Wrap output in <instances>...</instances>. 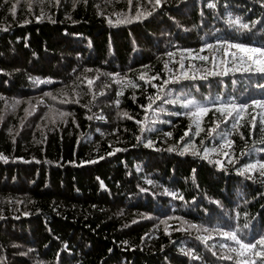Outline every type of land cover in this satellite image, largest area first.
<instances>
[{"label": "trees", "instance_id": "16d2710c", "mask_svg": "<svg viewBox=\"0 0 264 264\" xmlns=\"http://www.w3.org/2000/svg\"><path fill=\"white\" fill-rule=\"evenodd\" d=\"M218 41L264 46V0H0V264H236L219 232L264 236L260 109L196 135L182 106L264 99L209 74L238 66Z\"/></svg>", "mask_w": 264, "mask_h": 264}, {"label": "snow or ice", "instance_id": "6c2138e0", "mask_svg": "<svg viewBox=\"0 0 264 264\" xmlns=\"http://www.w3.org/2000/svg\"><path fill=\"white\" fill-rule=\"evenodd\" d=\"M129 3H131V0H129ZM155 3L159 5L161 3V0H155ZM209 7H215L214 4H210ZM143 14H138L135 19L139 20L141 19ZM130 20H118L117 23H130ZM228 24L230 27L237 28L239 30H250V24L242 22L241 17H235L232 18L229 16L228 18ZM258 22L253 21L251 24V27L254 28ZM218 43L221 46L227 45L230 48L237 49L238 52L231 53L233 61H238V66L234 68H224L221 72H211L210 75H228L229 72H244V73H256V74H264V46H253L248 44H229L228 41H218ZM209 48L212 47V45H207ZM225 54L227 55V48H225ZM169 56L174 55L173 53H169ZM200 59H207V57H199ZM221 63H224V61H221ZM165 67L167 68V64H165ZM181 67L183 65L181 64ZM156 77H152L151 79H155ZM202 79H206V77H201ZM140 79H145V76L142 74L140 76ZM180 79H196L195 76H188L187 73L182 74L179 77L173 78L172 81H164V84H168L170 82H176ZM89 85L93 83V81H88ZM128 83H131L130 81ZM135 86V85H133ZM161 91H163V88L161 87ZM161 96L158 93L154 97H149V103L147 105V108L151 109L152 105L156 102V100H160ZM67 102V101H65ZM167 103H179L178 100H171L166 101ZM119 101H117V104ZM184 108H194V111H190L185 113L186 115H189L192 117L193 124L195 125V131L196 135H199L200 132L203 131V128L201 127V123L203 120V117L207 116L210 111L214 108L216 112L220 113V115L223 117L222 122H227L229 118L235 121V123L232 124L233 128H237L240 124V121L244 119L245 115L248 114V110L251 108L253 111L255 109H260V112L257 113V115H253L251 117L250 123L252 124L253 128L256 126L257 116H259V123L261 125H264V99H254L251 101V103H236L235 100H230L228 102H221V103H213L212 107L203 106L198 104L196 101L188 99L185 100L183 105ZM160 111H163V109H160ZM125 116H127V113H124ZM91 119V117H89ZM220 127V123L217 122L215 127L210 130V132H215L217 128ZM191 130V126H190ZM168 135H171V133H168ZM185 135H188L186 132ZM264 142V141H262ZM232 144L231 140H226L225 145L226 147H230ZM148 147H152L151 141L148 142ZM173 149H169V151H172ZM187 150V149H186ZM264 151V149H262ZM183 154V153H181ZM193 154H198L195 151H193ZM227 155V153H225ZM2 158V157H0ZM207 158V157H205ZM215 163L220 164V161H216ZM221 167L223 165L221 164ZM259 171V174L261 176H264V162L262 161H256L254 163L245 165V167L240 170L241 175H245L246 173H252L255 171ZM251 178V176H249ZM151 183V181H149ZM182 198V197H181ZM195 227V225H193ZM244 228H248V224H245L243 226ZM220 235L224 236L228 240H231L235 242L238 247H230L229 245H222L224 248H228L229 252L236 254V264H264V236H261L258 240L253 242H245V239L242 238L236 231H220ZM189 254H191L189 252ZM221 259H227V260H233L234 257L232 255L222 256Z\"/></svg>", "mask_w": 264, "mask_h": 264}]
</instances>
